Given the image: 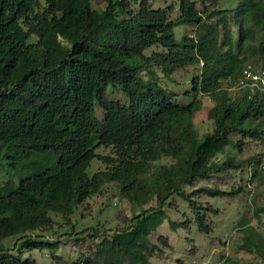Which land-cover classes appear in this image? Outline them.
<instances>
[{
	"label": "trees",
	"instance_id": "16d2710c",
	"mask_svg": "<svg viewBox=\"0 0 264 264\" xmlns=\"http://www.w3.org/2000/svg\"><path fill=\"white\" fill-rule=\"evenodd\" d=\"M173 1L176 19L173 5L155 10L149 0H103V9L91 0H0V156L7 158L0 243L20 241L17 249L0 248V264H38L23 257L24 248L46 249L65 263L58 244L41 239L53 227L50 214L67 219L106 184L130 204L154 195L159 203L130 216L119 212L115 230L98 224L74 232L69 242L83 259L71 264H144L165 208L178 209L175 198L188 204V215L171 226L210 235L219 209L207 200L239 199L264 181V150L239 158L248 140L264 144V97L239 86L248 65L264 70V0L233 9L218 0ZM231 17L239 20L236 33ZM178 25L194 35L177 41ZM154 46L161 52L145 56ZM154 67L167 78L198 67L186 92L191 102L179 104L176 92L146 79ZM109 85L127 96L126 105L106 98ZM202 98L211 103L213 129L199 142L194 118ZM101 148L109 153H97ZM227 149L236 155L219 162ZM23 158L35 160L34 173L18 174ZM174 158L184 161L165 162ZM94 160L104 169L89 176ZM235 175L240 182L222 190ZM158 241L168 247L166 238Z\"/></svg>",
	"mask_w": 264,
	"mask_h": 264
},
{
	"label": "rangeland",
	"instance_id": "374dc122",
	"mask_svg": "<svg viewBox=\"0 0 264 264\" xmlns=\"http://www.w3.org/2000/svg\"><path fill=\"white\" fill-rule=\"evenodd\" d=\"M153 9L175 7L172 19H176L179 15L178 2L173 0H149ZM245 0H218L221 8L233 9L240 2ZM92 7L103 9V0H91ZM239 20L231 17L230 24L236 33ZM175 38L180 41L182 37L194 35V28L190 26L178 25L174 29ZM159 47H151L144 52L145 56H149L153 52H161ZM153 74H145L146 79H155L161 86L167 87L176 92L177 102L186 105L191 102L192 98L186 95L191 88L190 80L198 74V67H190L187 71L177 70L169 78L165 77L160 69L154 67ZM106 98L114 103L127 104L128 98L116 86L109 85L105 92ZM203 108L194 118L195 128L197 131V139L201 142L202 137L212 131V123L207 120V113L211 106L207 98H202ZM103 111L99 106H95V124L100 127L102 124ZM264 130V128H263ZM247 147L239 158L252 156L256 153H262L264 144L248 140ZM96 141H92L91 146H95ZM97 153L106 155L108 149L101 148ZM236 155V151L227 149L220 157L219 162L226 158ZM7 158L0 156V183L6 178L1 165H4ZM184 158H174L165 161L166 163H182ZM35 160L32 158L22 159L18 174L21 176L35 172ZM164 162V163H165ZM104 166L94 160L88 169L91 176L95 171L103 170ZM241 176L246 180L247 175L242 173ZM241 175V174H240ZM240 175H235L233 180L225 186H221L222 190H228L232 182H240ZM242 181V184H246ZM249 192L242 198L235 200H224L219 198L208 199L215 208L219 209L217 216L211 218L214 223V231L210 235L199 233L195 226H190L189 230L181 227L173 228L171 224L182 223L186 215H188V204L175 198L178 209L165 208L166 214L164 222L152 232L149 240L152 246V255L144 264H264V214H254L255 210L264 208V181L253 182L249 185ZM205 201V200H204ZM159 203V196L154 195L151 198H145L133 204L122 201L118 198L116 188L112 184H106L102 193L87 199L79 208L67 219L57 214H50L53 219V227L51 232L42 233V240L48 243L56 242L57 256L65 263L71 264L83 259L69 242L71 235L88 227H95L98 224L103 225L105 229L115 230L121 225L118 213L122 212L125 216L131 213H138L142 209L156 207ZM177 226V225H176ZM166 238L168 247H163L158 239ZM19 237H10L0 243V248L20 247ZM252 251L249 252L248 248ZM191 250L194 252L190 254ZM23 257H31L38 264H57L52 259L49 252L23 249ZM67 262V263H66Z\"/></svg>",
	"mask_w": 264,
	"mask_h": 264
},
{
	"label": "built area",
	"instance_id": "2783aa9c",
	"mask_svg": "<svg viewBox=\"0 0 264 264\" xmlns=\"http://www.w3.org/2000/svg\"><path fill=\"white\" fill-rule=\"evenodd\" d=\"M239 86H247L264 97V70L253 69L248 65L242 72Z\"/></svg>",
	"mask_w": 264,
	"mask_h": 264
}]
</instances>
